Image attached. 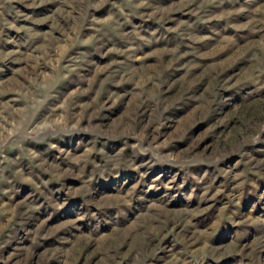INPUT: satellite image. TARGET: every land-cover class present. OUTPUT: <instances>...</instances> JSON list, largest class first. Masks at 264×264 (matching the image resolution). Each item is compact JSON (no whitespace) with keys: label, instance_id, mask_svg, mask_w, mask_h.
I'll list each match as a JSON object with an SVG mask.
<instances>
[{"label":"rangeland","instance_id":"374dc122","mask_svg":"<svg viewBox=\"0 0 264 264\" xmlns=\"http://www.w3.org/2000/svg\"><path fill=\"white\" fill-rule=\"evenodd\" d=\"M0 264H264V0H0Z\"/></svg>","mask_w":264,"mask_h":264}]
</instances>
